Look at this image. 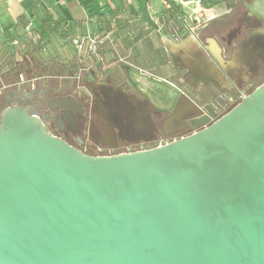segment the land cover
I'll list each match as a JSON object with an SVG mask.
<instances>
[{
  "label": "water",
  "instance_id": "1",
  "mask_svg": "<svg viewBox=\"0 0 264 264\" xmlns=\"http://www.w3.org/2000/svg\"><path fill=\"white\" fill-rule=\"evenodd\" d=\"M263 3L247 6L264 19ZM0 264H264V81L187 135L111 155L1 106Z\"/></svg>",
  "mask_w": 264,
  "mask_h": 264
},
{
  "label": "crops",
  "instance_id": "2",
  "mask_svg": "<svg viewBox=\"0 0 264 264\" xmlns=\"http://www.w3.org/2000/svg\"><path fill=\"white\" fill-rule=\"evenodd\" d=\"M215 1L216 6L204 8V23L193 26L192 32L174 36L169 32H160L162 25L158 23L157 15L162 6L161 0H0V49L11 47L14 40L21 42L22 39L27 40V37L34 38L30 28L39 27L41 20L47 15L52 16L53 19L66 21L68 38L59 34H53L51 37H57L64 43L69 41L71 45V39L74 36L88 32L84 29L89 23L96 28L102 23H115L118 18L136 20L137 29L142 34L133 38L134 40L132 36L127 39L120 37L118 40L120 46L126 47L125 52L121 50L125 54L116 55L112 60V49L109 47L113 48V45L104 41L101 44L102 58L99 61L86 58L87 64H95L102 74L99 75L98 70L95 69L92 71L80 69L76 75L55 76L43 65L30 63L26 66L25 62L26 75L37 77L36 84L43 83L46 86L49 79L60 81V83L68 80L76 84L82 81V77L90 71L99 81L107 80L106 83L111 84L114 89L125 87L136 91V98H132L136 110H138L137 102L140 101V97H144L145 100L143 99L142 103L146 106H142L138 113L141 116L147 113L149 118L147 122L140 121L138 127L145 128L146 131L150 129V126L155 128L154 116H152L155 114L157 126L159 125L163 133L180 132L187 122L193 121L187 120V116L197 112L195 107L199 109L200 106L188 99L189 97L183 91V81L186 80L192 84L196 89L195 92H198V87L202 84L210 83L216 77L223 78L225 72L244 73L247 68V60L242 57V51L239 49L244 47L232 48L230 55L229 43L224 41L228 32L237 24L238 10L234 9V13L231 10L240 0ZM227 1L228 3L233 1L232 5H226ZM182 4L184 7L188 4L194 5L189 0ZM248 4L251 3H245L246 7ZM191 9L193 10L194 7ZM76 18L84 20L81 26L74 25ZM149 21L158 24L157 32L151 28ZM28 25L30 28L26 31ZM130 30L134 28L130 27ZM42 43L44 41H41V49L45 47ZM210 49L215 50L216 53ZM31 57L32 55L29 54V58ZM29 58H27L28 61ZM28 88H30L28 85H24L11 90L21 91ZM113 108V106L100 104L95 111L98 115L97 125L101 131L100 134L104 135L105 132L107 141L111 143L115 140L114 120L110 116ZM156 111L162 114L159 115ZM197 117L194 119L195 122H198Z\"/></svg>",
  "mask_w": 264,
  "mask_h": 264
},
{
  "label": "flooded vegetation",
  "instance_id": "3",
  "mask_svg": "<svg viewBox=\"0 0 264 264\" xmlns=\"http://www.w3.org/2000/svg\"><path fill=\"white\" fill-rule=\"evenodd\" d=\"M244 2L252 3L253 0H240V2L233 5L232 13H234V9L235 11L241 9V11L237 12V24L228 32L224 41L229 43L230 55L232 54V48L244 47V49H239L242 51V57L247 60V68H245L244 73L241 71L225 72L223 73V78L213 77V82H211L213 84L217 81L220 88L234 94L236 97L235 101L232 99L229 102L227 101L225 105L226 110L240 100V95L248 94L264 81V19L251 13ZM56 81L49 79L46 86L43 83H38L33 88L21 91H3L0 94V107H6L9 103L19 99L22 104L28 105L38 114L53 135L60 137L69 144L75 145L82 152L92 155L122 153L128 147L133 148L134 151L154 147L163 136L167 140H174L187 135L226 111L214 114L212 113L213 110H210L209 104L206 107V112L208 110L211 111L209 122H203L204 116L200 114L197 117L198 122L194 120L187 122L180 132H170L167 134L159 129V131L156 130L158 121L155 119L157 116L154 114L152 116H154L155 123L153 124L155 128L150 126V129L146 131L144 130L145 128L138 127L140 121L144 123L149 118L147 113L142 116L138 113L142 106H146L142 103L145 99L143 96L140 97V101L137 102L138 110H136L132 98H136L137 94L131 88L122 87L121 89L118 87L120 88L118 93L112 90L109 92L106 88L102 87L101 93L105 98L103 99L97 93L99 91L97 90L98 87L90 88V85L84 84L85 82L83 83V81L76 82V84L68 80L62 83ZM182 85L184 87L188 86L192 93L196 91L195 87L186 82V80L183 81ZM202 85L198 87L199 90L203 88ZM205 95V93H201L200 97L203 101L200 102L199 108L202 105L205 107L206 101H209ZM198 103L196 102L197 105H199ZM100 104L114 107L110 111V116L114 120L113 131L115 140L113 143L107 141L108 137L105 135L104 130V135L100 134L101 131H99L97 125L98 115L95 114ZM64 107L67 109L65 110ZM196 111L198 112V109ZM156 112L159 115L162 114L159 111ZM102 124L104 125V123Z\"/></svg>",
  "mask_w": 264,
  "mask_h": 264
},
{
  "label": "rangeland",
  "instance_id": "4",
  "mask_svg": "<svg viewBox=\"0 0 264 264\" xmlns=\"http://www.w3.org/2000/svg\"><path fill=\"white\" fill-rule=\"evenodd\" d=\"M232 3L233 1H230L229 3L227 1L225 4L231 6ZM194 6L195 4L194 5L188 4V6L185 7L183 6L185 20L183 22L181 29L178 30L179 27L176 26L171 27L170 25H168L167 26L168 32L174 34V36H181L182 34L188 32V27L190 26L193 27L204 23L205 20L204 7H202L201 5L197 6V12H193L191 8H193ZM237 10L241 11V9L240 10L237 9ZM97 26L98 27L94 28V26L91 23H89L84 30L92 33L94 36H101L102 32L103 34L107 33V37H105L104 39L108 41L110 45H113V48L112 46L109 47L110 49H112L111 51V58H113L112 60H114L116 55L125 54L124 52L126 47H124V45L120 46L118 44L119 43L118 40L120 39V37L127 39L132 36L133 39L142 34V32L137 29L136 20L130 18L127 20L118 18L115 23L114 22L112 24L102 23L101 25H97ZM130 27H133L134 30H130ZM160 32L163 33L164 31L160 30ZM28 40L31 39H28L27 37V40H24L25 42L21 41L19 42L18 45L12 44L11 47H8L7 49L6 48L0 49V79L13 81V82L16 81L18 73L20 72H23L24 74L27 73V70L25 69V62H26V66H28L30 63L32 64L37 63V65H43L45 66V68L50 70V73L52 75L55 76L67 77L73 74L76 75L80 69L81 70L90 69V71L95 69L98 70L99 75L102 74L101 73L102 71H100L95 64L94 65H92L91 63L87 64L86 60H82V59H86V57L81 58L82 53H79L78 50H76L75 47H73V45L69 43V41H66L64 43L63 41L57 39V37H53V38L51 37L49 41L42 43L44 44L43 46L45 47L44 48L42 47L43 49H41V47L39 48L38 47L39 45L36 44V41L32 40L31 41L32 44H31L28 43L29 42ZM121 50H123L124 52H121ZM29 54L32 55L31 58H29ZM27 58H29V61L27 60ZM117 63L118 62H116V64ZM90 65H92V67H90ZM90 71L87 72L82 77L83 79L82 81L83 83L85 82L84 84L90 85V88L98 87L97 90H99L100 92L97 91V93H99L102 97H103L101 93L102 87L106 88L107 91L109 92L112 90L118 93L120 91V88L122 89V87L114 89L113 86H111V84L108 85V83H106L107 80H105V82L104 80L103 82L99 81L98 79L95 78L94 75H92V73H90ZM214 83L213 84L211 82L207 83L203 85L202 86L203 88L200 89L198 92H193V93L190 91L188 86L183 87L184 93L189 97L188 99L192 100L193 102H199L198 104H200V102L203 101L202 98L200 97L201 93L206 94L205 97H207L209 101H206L205 107H203L202 105L203 108L200 107L198 109L200 114H203L204 116L203 122L206 123L210 121V116H211L210 114L212 110H213L212 113L220 114L226 110L225 105L227 104V101L229 102V99L235 101L236 98L234 94H231L223 90V88H220L217 81ZM103 99L105 98L103 97ZM209 104H210L209 107H211L210 109L211 111L208 110V112H206V107ZM201 108L203 109V111ZM158 126L156 125L157 129H159ZM162 139L167 141V139H165L164 136L162 137Z\"/></svg>",
  "mask_w": 264,
  "mask_h": 264
},
{
  "label": "trees",
  "instance_id": "5",
  "mask_svg": "<svg viewBox=\"0 0 264 264\" xmlns=\"http://www.w3.org/2000/svg\"><path fill=\"white\" fill-rule=\"evenodd\" d=\"M161 1H162V6L158 12L157 18H158V23L162 25V30L164 31V33L168 32L167 30L168 25H170L171 27L174 26L179 27L178 30H180L185 20L182 1H187V0H161ZM199 1H200V5L204 8H212L217 4L215 0H199ZM83 22L84 20L80 18L74 19V25L76 27L81 26ZM108 22L111 23L110 20H108ZM149 25L157 32V28H158L157 23L149 21ZM30 33L35 39L37 38L36 44L39 45L38 46L39 48L41 45V41L44 42L49 41L50 37L53 34H59L64 38H68L69 35L66 28V21L64 19H60V20L53 19V17L50 15L45 16L41 20L39 27L30 28ZM28 41H27L28 43L32 44L31 40Z\"/></svg>",
  "mask_w": 264,
  "mask_h": 264
},
{
  "label": "built area",
  "instance_id": "6",
  "mask_svg": "<svg viewBox=\"0 0 264 264\" xmlns=\"http://www.w3.org/2000/svg\"><path fill=\"white\" fill-rule=\"evenodd\" d=\"M182 2H184V1H182ZM189 2L195 4L193 12H197V6H200V1L199 0H189ZM29 28H30V25H28L26 27V31H28ZM192 29H193L192 26L188 27V31L192 32ZM105 37H107V33H104L101 36H94L92 33L86 32L84 34L74 36L71 39V43L75 47V49L78 50L79 53H82L81 58H83V57L91 58L97 62L102 58V55L100 53V48H101V44L104 41H106L104 39ZM32 40L36 41L35 38H32L31 41ZM13 44L18 45L19 41L14 40ZM82 60H86V59H82ZM140 71L143 72V70H141V69H140ZM144 72H146V71L144 70ZM37 80H38L37 77L27 76L23 72L18 73L17 80L14 82L0 79V93H1V91L21 88V87H24V85L25 86L28 85L30 88H32L36 84ZM245 95L246 94L240 95V99ZM229 100H231V99H229ZM163 140L164 139H160L157 142L156 146L162 145V144L166 143L167 141H170V140H167V141L166 140L163 141ZM131 151H134L133 148L128 147L123 152H131Z\"/></svg>",
  "mask_w": 264,
  "mask_h": 264
}]
</instances>
